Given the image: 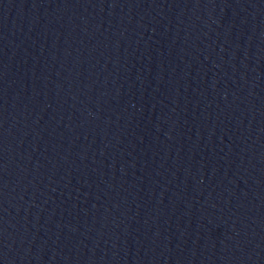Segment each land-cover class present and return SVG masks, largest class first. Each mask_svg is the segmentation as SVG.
Wrapping results in <instances>:
<instances>
[{
    "label": "water",
    "instance_id": "1",
    "mask_svg": "<svg viewBox=\"0 0 264 264\" xmlns=\"http://www.w3.org/2000/svg\"><path fill=\"white\" fill-rule=\"evenodd\" d=\"M0 264H264V0H0Z\"/></svg>",
    "mask_w": 264,
    "mask_h": 264
}]
</instances>
